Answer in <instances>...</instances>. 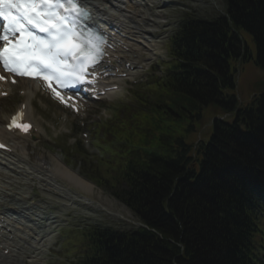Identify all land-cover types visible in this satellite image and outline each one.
I'll list each match as a JSON object with an SVG mask.
<instances>
[{
  "label": "trees",
  "instance_id": "1",
  "mask_svg": "<svg viewBox=\"0 0 264 264\" xmlns=\"http://www.w3.org/2000/svg\"><path fill=\"white\" fill-rule=\"evenodd\" d=\"M230 2L232 10L236 8L234 17L239 18L251 16L264 0ZM174 41L181 55L174 67L179 72L153 85L155 98L150 104L167 101L199 114L202 105L213 99L217 83L212 75L202 79L194 74L191 62L204 61L213 67L215 63L209 59L216 58L225 66L222 57L229 54L227 45L234 42L227 38L225 27L208 43L192 46L186 32ZM140 120L146 128L155 127V141L162 147H176L177 151L116 155L112 149V159L90 178L124 201L149 229L124 233L88 229L82 233L86 251L76 264H173L176 256L181 264H264L262 115L244 118L246 132L216 122L212 143L199 149L195 161L188 156V145L184 153L183 142L173 146L160 136L166 127L159 114L143 113ZM114 128L121 138H135L129 123ZM181 234L183 249L171 241H179Z\"/></svg>",
  "mask_w": 264,
  "mask_h": 264
},
{
  "label": "rangeland",
  "instance_id": "2",
  "mask_svg": "<svg viewBox=\"0 0 264 264\" xmlns=\"http://www.w3.org/2000/svg\"><path fill=\"white\" fill-rule=\"evenodd\" d=\"M162 5V11L169 13V23L167 24L168 31L164 33L165 37L159 35L162 42L159 43L160 50H155V58L159 59L162 57L163 62L167 61L166 59L169 55L168 41L170 34L178 27L182 15L191 13L189 15L191 17L207 19L219 15L220 10H223L225 7L222 0H174V3L166 2V4H163L162 2ZM160 37L157 35V38ZM248 41L250 42V39H248ZM150 56L152 57V55ZM158 70L161 71L163 68L158 67ZM143 73L144 75L146 74L145 72ZM263 77L264 68L257 65L255 61L244 65L243 69H241L238 74L239 104L242 102L245 103L250 98L251 94L249 91L251 87ZM126 89V87L122 86L120 90L115 92V94L111 96V102L108 103V105L118 102L123 98H125V102L131 104L133 99L130 97L126 98V95L128 94ZM39 95L43 97L42 94ZM13 100L14 99H12L11 102L8 101L1 103L0 113L4 112L6 110L5 105H11ZM56 107V105H49L47 108H40L39 105V107L35 108L36 120L43 125L45 132L51 139L60 132L76 128L81 119H85L87 125L90 124L88 120L90 117L70 116L61 110H57ZM91 109H93V112L99 111V107L95 105H92ZM38 111L45 119L38 114ZM26 149L28 153L31 154L30 156H32L36 165L43 163L54 170L53 163L57 161L56 153H60V151L51 143L44 142L43 140L37 141L26 146ZM77 159L78 157L73 159V168L81 165L80 162L76 161ZM16 164L23 166L25 171H19L18 174L15 175L13 186L15 193L13 194V198L20 200V203L28 201V204L32 205L33 210L39 213H44L46 211L47 214L52 217L59 214L62 219L61 224L69 225L71 227L75 224L80 227L92 224L124 228L133 226L132 222H126V220L123 219L124 217H133L132 213L108 191L95 186L90 193H86V191L83 192L71 185L67 180L66 182L61 179L55 171L54 175L49 174L45 170L39 169V167H35L32 164L29 165H32L34 168H30L29 165H24L20 160L16 161ZM26 170H28V173ZM52 179H54V181L57 180L58 182H54ZM46 183H49L52 186ZM73 192H77V194L86 193L91 199L90 204H85L84 202L79 201L74 202L72 198ZM133 221L136 220L134 219ZM58 246L59 241L53 244V249H57ZM48 247L49 245L46 244L43 264H45V261L48 258L52 257V252L50 255ZM67 253L70 255L69 259L73 260L72 258L75 253L70 250H68Z\"/></svg>",
  "mask_w": 264,
  "mask_h": 264
},
{
  "label": "snow or ice",
  "instance_id": "3",
  "mask_svg": "<svg viewBox=\"0 0 264 264\" xmlns=\"http://www.w3.org/2000/svg\"><path fill=\"white\" fill-rule=\"evenodd\" d=\"M83 0H0V65L21 77L39 78L63 102L64 89L91 83L85 79L101 48L92 33H84ZM3 79V77H0ZM15 83V81H13ZM16 127L28 130V125ZM3 147V145H0Z\"/></svg>",
  "mask_w": 264,
  "mask_h": 264
},
{
  "label": "bare ground",
  "instance_id": "4",
  "mask_svg": "<svg viewBox=\"0 0 264 264\" xmlns=\"http://www.w3.org/2000/svg\"><path fill=\"white\" fill-rule=\"evenodd\" d=\"M101 2H102V4H108L109 6H113L112 8H115L114 6H117L114 4L113 0H101ZM130 7H131L133 13H131V15L127 17L128 19L133 20L132 18H137L138 16H140L139 13L144 14L143 12H141V9H139L138 7H135L134 5H132ZM118 16H119V14H111L110 15V17H111L110 21L118 23ZM26 82H31V81H27V80L23 81V84H25ZM33 83H35V82H33ZM33 85H36V84H33ZM31 90H33V88H31ZM16 137H17V139L22 138L18 135H16ZM59 164H60V166L57 165L56 169L58 170V174L60 175L61 178L66 179L69 183L76 186L78 189H80V190L83 189L86 191V193L87 192L90 193V191L92 190V187H93L91 183H89L88 181H86L82 177H80L77 171H74V170H71V169L65 167L61 161L59 162ZM85 199L88 200V198H86V197H85ZM89 200H91V199H89ZM13 212L15 213V210ZM21 214L19 215L20 217H21Z\"/></svg>",
  "mask_w": 264,
  "mask_h": 264
}]
</instances>
